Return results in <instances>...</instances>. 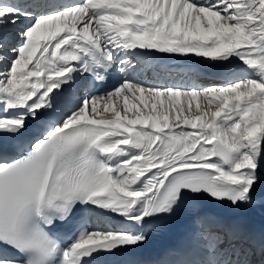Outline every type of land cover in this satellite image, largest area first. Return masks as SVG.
I'll use <instances>...</instances> for the list:
<instances>
[{
    "label": "snow or ice",
    "instance_id": "obj_1",
    "mask_svg": "<svg viewBox=\"0 0 264 264\" xmlns=\"http://www.w3.org/2000/svg\"><path fill=\"white\" fill-rule=\"evenodd\" d=\"M258 206L264 0H0V264H264Z\"/></svg>",
    "mask_w": 264,
    "mask_h": 264
},
{
    "label": "bare ground",
    "instance_id": "obj_2",
    "mask_svg": "<svg viewBox=\"0 0 264 264\" xmlns=\"http://www.w3.org/2000/svg\"><path fill=\"white\" fill-rule=\"evenodd\" d=\"M164 62L174 66V67H201L203 66L200 58H194L191 60L179 57V56H175V57H164ZM207 80H201L199 82H204ZM264 209H262L261 207H256L255 209L249 210L247 212H244L243 214H245L247 216L248 220H258V222H256L257 224L261 225L264 224Z\"/></svg>",
    "mask_w": 264,
    "mask_h": 264
}]
</instances>
